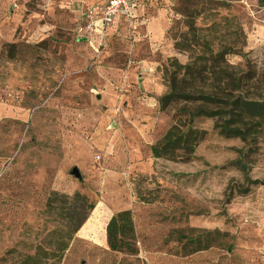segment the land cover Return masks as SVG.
I'll list each match as a JSON object with an SVG mask.
<instances>
[{
  "label": "rangeland",
  "instance_id": "obj_1",
  "mask_svg": "<svg viewBox=\"0 0 264 264\" xmlns=\"http://www.w3.org/2000/svg\"><path fill=\"white\" fill-rule=\"evenodd\" d=\"M75 1L0 0V264L35 253L42 264H264V139L241 157L240 139L195 118L205 135L190 155L150 149L174 113L185 121L160 98L170 59L201 51L193 33L233 46V70L264 76V0H145L141 22L112 25L99 46L76 36ZM156 16L163 38L145 31ZM52 191L92 204L70 239L69 220L45 212ZM121 210L134 254L106 243Z\"/></svg>",
  "mask_w": 264,
  "mask_h": 264
},
{
  "label": "trees",
  "instance_id": "obj_2",
  "mask_svg": "<svg viewBox=\"0 0 264 264\" xmlns=\"http://www.w3.org/2000/svg\"><path fill=\"white\" fill-rule=\"evenodd\" d=\"M209 2L224 4L223 1ZM192 38L195 44L202 47L201 51H191L190 61L185 64L178 62L175 57L170 59L173 69L166 72L168 91L160 98L162 109H178L185 121L174 113L173 124L161 139L150 147L151 153L154 157L170 159L190 155L205 135V131L194 127L195 118H209L214 120L213 129L220 136L240 139L248 146L247 152L241 154V157L245 156L252 151L254 145L264 139V76H259L252 68L239 73L233 70L227 59L230 54L236 53L233 46L221 44L215 48L212 38L197 36L195 33ZM195 44L190 46L194 47ZM239 163L240 158L232 164ZM250 182L260 183L258 180ZM246 191L247 189L243 190ZM70 199L72 203L69 202ZM45 206L46 213L64 216L69 220L71 225L67 239L84 223L87 212L92 208L86 197L79 193L69 197L56 191L49 194ZM105 234L107 246L111 251L129 254L136 252L130 210L113 214L105 226ZM66 244V241H61L58 250L63 251ZM208 246L204 244L199 249ZM55 250L57 249L47 252L55 254ZM47 252L42 250V256L48 254ZM38 255H25L22 264H42Z\"/></svg>",
  "mask_w": 264,
  "mask_h": 264
},
{
  "label": "built area",
  "instance_id": "obj_3",
  "mask_svg": "<svg viewBox=\"0 0 264 264\" xmlns=\"http://www.w3.org/2000/svg\"><path fill=\"white\" fill-rule=\"evenodd\" d=\"M134 0H107L102 5H94L86 9L82 19L75 27L76 36L85 38L89 34H95L98 46L103 44L106 31L116 23L118 17H122L132 27H136L133 19Z\"/></svg>",
  "mask_w": 264,
  "mask_h": 264
},
{
  "label": "crops",
  "instance_id": "obj_4",
  "mask_svg": "<svg viewBox=\"0 0 264 264\" xmlns=\"http://www.w3.org/2000/svg\"><path fill=\"white\" fill-rule=\"evenodd\" d=\"M107 0H97V1H83V0H77L74 3L75 7H79L80 10V18L82 19V14L85 12L86 9L90 8L91 6L94 5H102L103 3H105ZM146 5L145 0H134V7H133V19L137 22V21H142V15H143V11H144V7ZM78 14V12H77ZM124 20L122 17H118L116 20L117 24L118 22ZM165 22H162L160 19V16H156L151 20H147L146 22V29L145 31H147V36L150 38L153 37H164V28H165ZM142 28V24L139 25ZM96 34V33H95ZM95 34H89L87 35L85 38H81V40H85V41H95L96 40V35ZM139 64L142 67V60L139 61ZM149 75V74H146Z\"/></svg>",
  "mask_w": 264,
  "mask_h": 264
},
{
  "label": "water",
  "instance_id": "obj_5",
  "mask_svg": "<svg viewBox=\"0 0 264 264\" xmlns=\"http://www.w3.org/2000/svg\"><path fill=\"white\" fill-rule=\"evenodd\" d=\"M70 174L78 180H82V175L76 166L71 168Z\"/></svg>",
  "mask_w": 264,
  "mask_h": 264
}]
</instances>
